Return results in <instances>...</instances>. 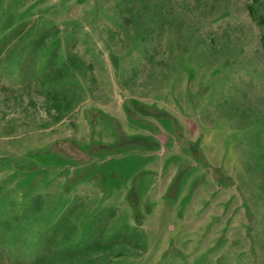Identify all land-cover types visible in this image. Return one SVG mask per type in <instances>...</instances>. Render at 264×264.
I'll return each instance as SVG.
<instances>
[{"label": "rangeland", "instance_id": "1", "mask_svg": "<svg viewBox=\"0 0 264 264\" xmlns=\"http://www.w3.org/2000/svg\"><path fill=\"white\" fill-rule=\"evenodd\" d=\"M246 1L0 0V264H264ZM89 226L105 251L78 258Z\"/></svg>", "mask_w": 264, "mask_h": 264}, {"label": "trees", "instance_id": "2", "mask_svg": "<svg viewBox=\"0 0 264 264\" xmlns=\"http://www.w3.org/2000/svg\"><path fill=\"white\" fill-rule=\"evenodd\" d=\"M244 7H245V11L246 14L250 17V19L252 20V22H254L257 26H259L261 28V35H260V39L264 45V0H250V1H246L244 3ZM66 148L65 151L70 152L72 155L73 154H78L79 152H81L77 146H75L73 143H69L66 142L65 143ZM60 149L63 150V144L60 142ZM129 199L132 203L137 204V196L135 195V191L132 188L131 191H129ZM62 216V215H61ZM138 216V214H137ZM138 219V217L136 218ZM63 222H66V220L64 221L62 217H58L56 219V221L53 223V225L48 229L47 233L44 236L43 239V250H45V248H50V243L52 242V240H54V236L56 235V233L58 234V230L63 229L64 225L62 224ZM105 225L107 224V222H103ZM101 223L100 225L104 226V224ZM66 228V227H65ZM126 232L123 231V229L121 228L120 232L118 233L120 236L124 235ZM118 235V236H119ZM142 239L144 238V234L141 233L140 236H134L133 234H131L130 236V240H134V238H138L141 237ZM114 237H117V235L110 237L108 239H112ZM124 237H128L126 235H124ZM141 240H136L134 241V245H136L139 248H143L145 245V243L139 242ZM144 241V239H143ZM61 245H63V243H61ZM88 247V248H87ZM87 247H83V249H80V253H76V255H78V258H81V255H87V254H93V252H95V250H97V252H101L104 253V248L105 245L99 242V239L96 238L95 241L92 243V247L87 246ZM85 249V250H84ZM99 249V250H98ZM85 252L84 254H81L82 252ZM96 252V253H97ZM75 255V253L69 254L68 257H70L71 255ZM119 254V253H117ZM114 255V254H113ZM116 255V254H115ZM52 256L54 258L57 257H62V254H59L57 251H54L53 253L49 254V251L47 254H45V252L43 253L42 256V264H50V261H52ZM104 261L107 260V258L110 260L111 256H108L107 254H105L104 256ZM99 258V256H98ZM80 261H82V259H79ZM78 260V261H79ZM56 262L58 261H62L61 259L57 258L55 260ZM35 264V263H34Z\"/></svg>", "mask_w": 264, "mask_h": 264}, {"label": "crops", "instance_id": "3", "mask_svg": "<svg viewBox=\"0 0 264 264\" xmlns=\"http://www.w3.org/2000/svg\"><path fill=\"white\" fill-rule=\"evenodd\" d=\"M99 212V211H98ZM100 213H101V210H100ZM104 227H106V226H104ZM103 227V229H105V230H107V228H104ZM90 228V230L85 234V236H83L82 235V237H81V241H79V245L82 247V249H83V247H87V246H90V247H92V243L95 241V239L96 238H99V235H97V234H95V232H92L91 234H90V231L92 230V226H89L87 229H89ZM120 230H121V227L119 226L116 230H114V231H110L109 233H106L107 234V236H108V238H110V237H113V236H115V235H119L118 233L120 232ZM139 230H140V232L141 233H143L144 234V237H146V233H145V231H143V230H141L140 228H139ZM96 231V230H95ZM120 236V235H119ZM121 236H124V235H121ZM131 236V234L129 233V237ZM149 244V243H148ZM145 246L143 247V248H140V250H138V252H136V255H139L140 253H142L143 251H145L146 250V248H147V243H145L144 244ZM88 248V247H87ZM117 255V254H116ZM113 256H115V255H113ZM113 256H111V258L113 257ZM110 258V259H111ZM81 263L83 262V259H82V261H80ZM85 262H86V260H85Z\"/></svg>", "mask_w": 264, "mask_h": 264}]
</instances>
